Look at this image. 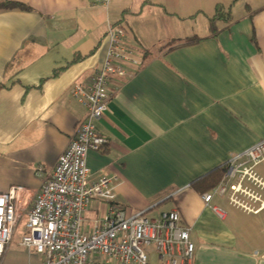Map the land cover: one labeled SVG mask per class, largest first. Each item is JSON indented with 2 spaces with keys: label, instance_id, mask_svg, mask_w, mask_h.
I'll list each match as a JSON object with an SVG mask.
<instances>
[{
  "label": "crops",
  "instance_id": "1",
  "mask_svg": "<svg viewBox=\"0 0 264 264\" xmlns=\"http://www.w3.org/2000/svg\"><path fill=\"white\" fill-rule=\"evenodd\" d=\"M4 1L31 8L0 9V191L26 188L20 217L88 115L73 89L88 86L103 66L112 24L140 64L132 76H111L109 107L96 121L108 142L89 151L90 169L113 178L129 215L177 209L195 245L190 264H264V206L247 212L230 201L240 176L227 171L204 193L193 185L264 139V0L219 18L216 33L217 5L239 0ZM188 37L201 39L181 44ZM254 170L264 182V160ZM243 185L264 198L257 185ZM208 192L225 218L205 202ZM93 205L90 225L104 218L101 201ZM147 251L152 264H167L154 245Z\"/></svg>",
  "mask_w": 264,
  "mask_h": 264
},
{
  "label": "built area",
  "instance_id": "2",
  "mask_svg": "<svg viewBox=\"0 0 264 264\" xmlns=\"http://www.w3.org/2000/svg\"><path fill=\"white\" fill-rule=\"evenodd\" d=\"M108 37L101 69L88 86L77 85L73 89L88 115L37 193L28 213L22 245L42 254L44 264H152L147 251L151 245L167 264H190L195 245L190 227L183 224L177 209L161 212L155 218L147 216L146 210L129 215L116 201L113 178L104 171L93 172L88 165L89 151L100 150L108 142L98 132L96 121L109 107L111 76H132L140 64L134 51L123 45L122 28L110 24ZM262 160L264 139L234 156L227 172L229 178L240 176L237 183L230 185V201L247 212H258L264 206L262 194L243 185L248 180L264 190V182L254 170ZM25 189L14 185L0 191V264L20 220L18 202ZM217 191L224 194L228 187L220 186ZM203 198L220 218L226 217L225 209L210 204L212 192ZM95 201H101L104 218L90 225L87 214Z\"/></svg>",
  "mask_w": 264,
  "mask_h": 264
},
{
  "label": "rangeland",
  "instance_id": "3",
  "mask_svg": "<svg viewBox=\"0 0 264 264\" xmlns=\"http://www.w3.org/2000/svg\"><path fill=\"white\" fill-rule=\"evenodd\" d=\"M250 0H239L238 4L234 7V5L231 6V12L233 14V17H238L240 15H243L248 11L246 8V3ZM259 0H253V2H257ZM227 7L230 6L229 4L226 5ZM239 8H242L243 10H240ZM215 12L213 13V16ZM218 25H221L222 21L219 19L217 20ZM225 22V21H224ZM202 26V30L208 31V23H206V26L203 27V23L200 24ZM221 194H217V198H219ZM227 198V195H225L224 200ZM224 203V202H223ZM221 203V204H223ZM224 205V204H223ZM229 209L234 210L236 212H240L239 209L229 206ZM149 217H153L152 213L148 214ZM28 221V213L24 214L20 217V220L15 228V232L13 235V239L8 245L7 252L3 258L2 264H44V256L37 252L35 248L31 250V252H28V249L22 245V238L26 234V225Z\"/></svg>",
  "mask_w": 264,
  "mask_h": 264
},
{
  "label": "trees",
  "instance_id": "4",
  "mask_svg": "<svg viewBox=\"0 0 264 264\" xmlns=\"http://www.w3.org/2000/svg\"><path fill=\"white\" fill-rule=\"evenodd\" d=\"M14 7H19L22 9L30 10L31 8L28 5L17 3V2H12V1H4L0 2V9L3 8H14ZM232 16L231 12V6L226 7L223 4H218L216 8V13L213 17L210 18V26L213 32H217V26H216V21L217 19H230ZM201 38H193V37H188L184 39L181 44H189L198 41ZM177 41H180L178 39H174L169 42V45L171 49L174 48L173 44L176 43ZM82 58L81 55H77L75 59L73 60L74 62H77ZM55 74H59V70L55 72ZM4 85V84H3ZM0 87H2V84H0ZM228 171L227 166H221L209 174L201 177L197 181L193 183L194 187L197 188V190L201 193H204L209 190L215 189L224 179L226 172Z\"/></svg>",
  "mask_w": 264,
  "mask_h": 264
}]
</instances>
